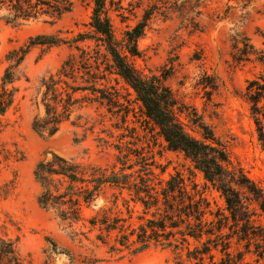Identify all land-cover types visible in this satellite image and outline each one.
I'll return each mask as SVG.
<instances>
[{"label": "trees", "instance_id": "1", "mask_svg": "<svg viewBox=\"0 0 264 264\" xmlns=\"http://www.w3.org/2000/svg\"><path fill=\"white\" fill-rule=\"evenodd\" d=\"M123 1L93 0L88 33H80L72 40L41 35L10 51L0 81V116L14 106L20 90L18 83L28 79L24 64L35 47L77 43L78 53L71 54L56 73L41 80L37 105L43 112L35 117L33 130L41 137L52 138L78 109L95 103L109 111L117 107L119 101L110 92L108 80L110 75H118L135 91L147 119L159 130L167 148L183 152L191 160L194 168L225 198L227 210H211L210 201L192 178L179 172L167 180L158 178L153 169L155 162L150 163L142 153L131 150L120 155L112 168L46 153L34 171L41 188L39 207L66 224L72 241L89 240V235L97 232L96 239L112 254L137 255L161 247L175 251L177 264H186L182 259L184 252L191 264H205L207 258L211 264H252L246 261L248 255L254 257L255 264H264V190L241 167L233 165L226 145L202 116L180 102L166 83L168 75L148 76L132 62L141 57L139 42L156 18H178L190 32H202L201 17L209 0H152L141 20L125 30L120 39L112 14L125 18ZM73 6V0H0V22L12 27L37 20L56 23L72 12ZM260 35L264 45V33ZM87 41L95 43V47L78 44ZM232 57L236 66H245L253 59L264 63V50L258 51L244 33L236 34ZM244 98L264 150V73L248 81ZM24 158L22 152L0 144V167ZM136 166L138 170H134ZM107 187L116 188L120 194L128 193L127 210H105L87 218L85 210L94 206ZM131 203L142 210H134ZM227 228L233 232L225 233ZM233 233L234 255L230 252ZM48 242L50 256L45 264H53L51 255L58 247L51 239ZM213 251L222 254L220 261H215ZM69 255L70 264L99 263L96 259L79 262ZM0 264H24L15 241L0 238Z\"/></svg>", "mask_w": 264, "mask_h": 264}, {"label": "rangeland", "instance_id": "2", "mask_svg": "<svg viewBox=\"0 0 264 264\" xmlns=\"http://www.w3.org/2000/svg\"><path fill=\"white\" fill-rule=\"evenodd\" d=\"M73 2L72 12L56 23L37 20L12 27L0 22V81L7 67L6 55L24 47L32 38L58 35L72 40L91 31L93 0ZM151 2L123 1L125 18L112 14L118 38L141 20ZM201 23L202 32H190L178 18L167 21L156 18L139 42L141 57L132 62L148 76L168 75L166 83L180 102L202 116L226 145L233 165L241 167L264 190V150L244 98L248 81L264 73V63L253 59L245 66H236L232 57L236 34L244 33L258 51L264 50L260 35L264 33V0H209ZM76 44L35 47L24 64L28 79L18 83L20 90L14 106L0 116V144L22 152L25 157L23 161H9L0 167V238L16 242L24 264H45L50 256L48 239L58 247L51 255L53 264H70L69 253L79 262L96 259L98 264H177L178 256L170 248H151L137 255L112 254L96 239L97 232L90 234L89 240L72 241L66 224L38 205L41 188L34 171L46 153L112 168L120 155L131 150L134 154L142 153L148 162H155L153 169L158 178L167 180L177 172L192 178L210 201L211 210H227L225 198L194 168L191 160L183 152L167 148L159 130L147 119L135 91L118 75H110L108 80L110 92L119 101L117 107L109 111L108 107L95 103L78 109L52 138L41 137L33 130L35 117L43 112L37 105L40 82L56 73L71 54L78 53ZM78 44L95 47V43L88 41ZM182 120L188 123L185 117ZM131 160L135 162L136 157L132 155ZM138 169L136 166L134 170ZM126 199H129L127 192L120 194L116 188L107 187L94 206L85 210V216L90 218L105 210L125 213ZM130 205L134 210H142L133 203ZM224 232L229 234L233 230L227 228ZM230 241V252L234 255V233ZM240 248L244 250L243 246ZM213 253L215 261H220L222 254ZM182 259L191 264L186 252ZM246 261L255 264L252 255ZM205 264H211L208 258Z\"/></svg>", "mask_w": 264, "mask_h": 264}]
</instances>
